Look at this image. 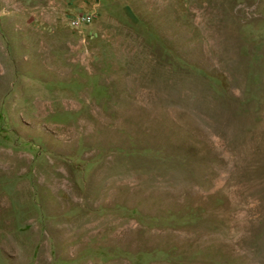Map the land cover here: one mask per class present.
I'll use <instances>...</instances> for the list:
<instances>
[{"label": "rangeland", "instance_id": "rangeland-1", "mask_svg": "<svg viewBox=\"0 0 264 264\" xmlns=\"http://www.w3.org/2000/svg\"><path fill=\"white\" fill-rule=\"evenodd\" d=\"M0 264H264V0H0Z\"/></svg>", "mask_w": 264, "mask_h": 264}]
</instances>
